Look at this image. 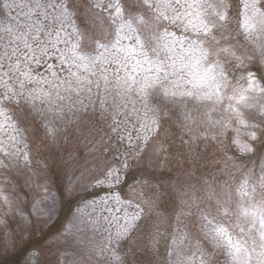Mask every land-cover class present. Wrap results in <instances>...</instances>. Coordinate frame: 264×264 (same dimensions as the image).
Masks as SVG:
<instances>
[{"label": "snow or ice", "instance_id": "snow-or-ice-1", "mask_svg": "<svg viewBox=\"0 0 264 264\" xmlns=\"http://www.w3.org/2000/svg\"><path fill=\"white\" fill-rule=\"evenodd\" d=\"M209 148L218 173L117 191ZM82 153L110 195L25 264H264V155L239 162L264 153V0H0V226L51 219Z\"/></svg>", "mask_w": 264, "mask_h": 264}, {"label": "rangeland", "instance_id": "rangeland-1", "mask_svg": "<svg viewBox=\"0 0 264 264\" xmlns=\"http://www.w3.org/2000/svg\"><path fill=\"white\" fill-rule=\"evenodd\" d=\"M201 151L204 149L201 148ZM261 155L264 153L258 154L252 160L242 158L239 162L244 163L246 167H253L254 164L258 167L262 162ZM105 156L109 162L113 159L112 153H106ZM220 160V154L213 153L211 148L207 149V155L202 156L198 162L186 161L183 166L173 161L164 167H155L147 160H143L133 166L126 183L120 185L117 191L122 197L127 198L130 186L135 184L138 178L142 179L144 176L152 177L154 183L167 182L171 190L173 186L179 187L183 184L184 173L188 169L194 171L196 178L218 173L219 169L224 166L222 162L217 164ZM104 167L105 161L99 153L94 156L82 153V158L78 164L74 165L75 179L72 184L74 194L68 195L64 191L67 178L63 175V165L57 166L55 182L51 186V193L55 197L51 219L45 214L33 215L30 224L13 221L8 227L0 226V264H25L33 251L55 238L54 234L63 224L73 218L87 219V213L92 210L90 202L95 198L110 195L105 191H99V197H97L95 192L98 190L87 186V182L93 176L99 175ZM27 211L31 213L33 210L29 206ZM32 264L36 262L33 260Z\"/></svg>", "mask_w": 264, "mask_h": 264}]
</instances>
